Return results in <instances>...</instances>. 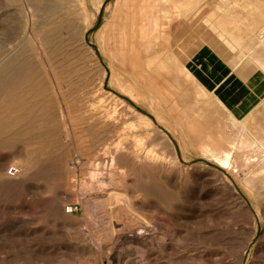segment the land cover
Segmentation results:
<instances>
[{"label": "rangeland", "instance_id": "374dc122", "mask_svg": "<svg viewBox=\"0 0 264 264\" xmlns=\"http://www.w3.org/2000/svg\"><path fill=\"white\" fill-rule=\"evenodd\" d=\"M86 3L0 0V264H264V0Z\"/></svg>", "mask_w": 264, "mask_h": 264}, {"label": "bare ground", "instance_id": "6f19581e", "mask_svg": "<svg viewBox=\"0 0 264 264\" xmlns=\"http://www.w3.org/2000/svg\"><path fill=\"white\" fill-rule=\"evenodd\" d=\"M68 2V6L70 8V12L72 14V16H74V18H84V26H85V30H88L94 23V19H95V16L91 15L89 10H88V7H87V3H86V0H67ZM97 4H96V8L97 10L99 11L100 10V6L102 5L101 4V0H97ZM109 29V28H108ZM264 33V32H263ZM102 37L104 38L105 35H102ZM107 52V51H106ZM127 71V70H126ZM123 101H121L122 103ZM160 103V102H159ZM100 109V108H99ZM131 109V108H130ZM138 114V113H137ZM175 117V116H174ZM120 122V121H119ZM148 126V125H147ZM128 137V136H127ZM250 139H253V138H250ZM247 140H243L241 141L242 142V145H248L249 142H246ZM231 157H232V154L231 152H225L223 154V157H222V160H221V164L225 167L227 166H230L231 164ZM155 159V158H154ZM219 159V158H217ZM98 163V162H97ZM100 165V164H99ZM97 167H100L98 166L97 164ZM99 169V168H97ZM67 173H69L67 171ZM70 174V173H69ZM95 177V176H94ZM71 180V179H70Z\"/></svg>", "mask_w": 264, "mask_h": 264}, {"label": "crops", "instance_id": "0c3cea01", "mask_svg": "<svg viewBox=\"0 0 264 264\" xmlns=\"http://www.w3.org/2000/svg\"><path fill=\"white\" fill-rule=\"evenodd\" d=\"M253 13L257 15L259 26L262 25L264 23V8L261 5H259L258 7L254 8ZM180 47L182 48L183 44H181Z\"/></svg>", "mask_w": 264, "mask_h": 264}, {"label": "built area", "instance_id": "2783aa9c", "mask_svg": "<svg viewBox=\"0 0 264 264\" xmlns=\"http://www.w3.org/2000/svg\"><path fill=\"white\" fill-rule=\"evenodd\" d=\"M18 172H19V169H18L17 167H12V168L10 169V171H9V174L12 175V176H14V175H16ZM66 211H67V212H72V211H73V208H71V207H67V208H66Z\"/></svg>", "mask_w": 264, "mask_h": 264}]
</instances>
